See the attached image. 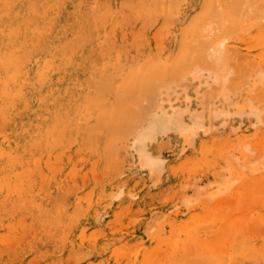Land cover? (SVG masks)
<instances>
[{
	"label": "bare ground",
	"instance_id": "bare-ground-1",
	"mask_svg": "<svg viewBox=\"0 0 264 264\" xmlns=\"http://www.w3.org/2000/svg\"><path fill=\"white\" fill-rule=\"evenodd\" d=\"M109 1L0 0V264H264V0Z\"/></svg>",
	"mask_w": 264,
	"mask_h": 264
},
{
	"label": "rangeland",
	"instance_id": "rangeland-1",
	"mask_svg": "<svg viewBox=\"0 0 264 264\" xmlns=\"http://www.w3.org/2000/svg\"><path fill=\"white\" fill-rule=\"evenodd\" d=\"M113 1V2H112ZM127 1V0H126ZM128 1H130V0H128ZM128 1H127V4L130 6V5H132V4H134V1L136 2V5H135V7H137L136 8V11H135V9L132 11L131 9V11H129V12H131L132 13V15H133V17H135L136 19H134V20H136L135 22H134V24H131L130 25V23H126V24H124V22H127L126 20H128V19H126L127 17L129 18V17H131L132 15L130 14H128L127 12V10H129L128 8L126 9V6H127V4H126V2H125V0H120V2H117L116 0H110L109 2H110V5L111 6H109V4L107 5V6H104V7H106V8H104V9H102L105 13L107 12V13H114V11L113 10H115L116 9V11H115V13L112 15V16H106L108 19H109V21L108 22H106L105 24H104V22H103V24L104 25H102V27L100 28V26H98L97 27V29H96V31L94 30V33L92 32V35L93 36H90L91 38L90 39H94V40H96V42L94 43L95 45H98L99 43H103V39H104V37H105V34H106V30L108 31V33H110V31H111V35H112V33H114V35H113V37H112V39L114 38V37H116V35H115V32H118V35H123L124 33H126L128 30L130 31H132V33L133 34H131V37H125L124 39H126V40H128V39H130L131 41H128V44H132L131 42H132V40L133 39H135V37L136 36H140V38H141V33H143L144 32V29L146 28H148V25H147V27H144L143 28V30H141V28L143 27V25L145 24V23H142V24H140L141 22V20H142V22H143V18H144V20L146 19V17L144 16L143 17V15H141V13H140V16H139V18H137V16L138 15H135V13H133V12H136V14H138L139 13V11L143 8V6H144V8L143 9H145L146 8V4H139L138 3V1L139 0H131L129 3H128ZM133 1V2H132ZM150 1V0H149ZM126 4V6H125V4ZM137 4H139V5H137ZM148 4H150V2H148ZM117 5V6H116ZM122 5V7H121V9H120V6ZM134 5H132V8L134 7ZM141 5H142V7H141ZM146 5V6H145ZM128 6V7H129ZM138 6H139V8H138ZM110 7H112V9L110 8ZM118 7V8H117ZM150 8H151V6H149ZM108 8H110L111 9V11H110V9H109V11L110 12H108L107 10H108ZM122 8H124V10L125 11H123V9ZM129 8H131V6L129 7ZM120 9V10H119ZM118 11L119 12H121V13H124V15L127 13V17L125 18L126 20H122V22L123 23H121V22H119V20H117L118 19V17L120 18V13L118 14ZM142 11V10H141ZM140 11V12H141ZM145 12V11H144ZM115 14L117 15L116 16V18H115ZM143 14V13H142ZM108 15V14H107ZM144 15H145V13H144ZM146 15H148V13L146 12ZM123 16V15H122ZM121 16V17H122ZM124 17V16H123ZM106 18V19H107ZM104 19V18H103ZM113 19L115 20L116 19V21H118V23H117V25L115 26V29H114V27H113V29H112V21H113ZM131 20H133V18L131 17ZM107 21V20H106ZM116 21H114L115 23H116ZM132 22V23H133ZM111 23V24H110ZM120 23V24H119ZM100 25L102 24L101 22L99 23ZM109 25H110V28L112 29V30H110V28H109ZM115 24L113 23V26H114ZM119 25V26H118ZM124 25V26H123ZM137 25H140L139 27L140 28H137L138 26ZM142 25V26H141ZM156 24H153L152 26H155ZM105 26V27H104ZM130 26V27H129ZM150 27H151V24L149 25ZM125 27H127L126 29H124ZM134 27V28H133ZM96 28V27H95ZM108 28V29H107ZM100 29V30H99ZM122 31H121V30ZM136 29H138L139 31L137 32V30ZM145 29V31L147 32H145V36H144V33L142 34L143 35V40L144 41H146V42H144L143 40H141V41H143L144 42V44L143 43H141V44H143L145 47H139V48H141V49H139V53L138 52H136V49H134V48H132L135 44H133V46L132 45H128V46H130L131 47V49H130V47H128L127 49H128V51H129V56H132V54H135V52H136V58H142V57H144V53L146 52H149L152 48L150 47V44L148 43L149 42V40H148V38H149V34H150V32H151V30H146ZM97 30H99L98 31V33L99 34H101L102 32H104V35H103V33L99 36H96V33H97ZM118 30H120V31H118ZM134 30V31H133ZM135 30H136V33H134L135 32ZM160 33H162V35L164 34V32H163V29H161L160 28ZM120 33V34H119ZM135 34H136V36H135ZM147 34V35H146ZM109 35V34H108ZM95 36H96V39H95ZM110 36V35H109ZM111 37H110V40H112L111 39ZM145 37V38H144ZM103 38V39H102ZM132 38V39H131ZM146 38H147V40H146ZM116 38H114V40H115ZM163 39V36L161 37V39L160 40H162ZM134 41V40H133ZM138 41H139V38H137V40H136V44L138 45ZM148 41V42H147ZM116 42V44L113 46L114 48L112 49L113 51L112 52H118V51H120V49L122 48V46H121V42H124V41H121V42H119V40H117V41H115ZM135 42V41H134ZM111 43H114V42H111ZM147 43L149 44V45H147ZM149 46V47H148ZM137 47V46H136ZM112 48V47H111ZM115 49H117V50H115ZM130 49V50H129ZM134 49V50H133ZM115 50V51H114ZM121 50H123V48L121 49ZM110 51H111V49H110ZM142 51V52H141ZM143 51H144V53H143ZM109 52V51H108ZM112 52H110V53H112ZM141 53V54H140ZM143 53V54H142ZM139 54V55H138ZM142 56V57H141ZM246 126V125H245ZM231 127V125H227L226 126V128L224 127V128H222V127H220V128H218V129H221L222 131H225V132H229L230 133V136L231 137H234L235 138V142H236V138L237 137H239V136H241V134L242 133H244V128L242 129V130H240V131H238V132H234V134L235 135H232V133H233V130H232V128H230ZM261 128H264V124H261V125H259V126H256V127H252V128H250L249 130H246V133H248V134H250L251 135V133L252 132H258ZM232 132V133H231ZM239 133V134H238ZM255 133H253V134H255ZM223 137V136H222ZM240 138V137H239ZM251 138H257V135L255 136H253V137H251ZM250 137H248L246 140L248 141L249 139H251ZM245 140V141H246ZM238 141V140H237ZM239 142V141H238ZM240 143L241 142H239V143H237L236 142V146H237V149L241 146L240 145ZM180 146H181V144H178L177 145V148L179 147L180 148ZM235 146V145H234ZM178 148V149H179ZM228 148H229V146H228ZM197 148H192V149H189V150H187V151H185V152H183V153H181V155L177 158V160L178 161H180V160H182V158L184 157V155L185 154H187V153H189V154H192V155H194V156H196L197 154L195 153L197 150H196ZM236 149V148H235ZM242 149H243V147H242ZM172 150H174V149H172ZM171 150V151H172ZM194 152V153H193ZM261 155V157L259 158V156ZM246 157H248L249 158V162H250V160H251V162H250V164L254 167V168H259L258 166L259 165H261V164H264V157H263V155L260 153V152H257V153H254V154H252V153H248V154H246L245 155ZM251 157V158H250ZM188 159H190V157H188L186 160H188ZM252 162H254V163H252ZM186 163V162H185ZM187 163H189V162H187ZM256 163V164H255ZM102 164V163H101ZM254 164V165H253ZM186 165V164H185ZM117 166V165H116ZM119 167H120V165H119ZM99 171V172H98ZM57 172V171H56ZM55 172V175H57V173ZM96 172H98L99 173V175H98V177H102V179H104V178H106V177H109V174L107 173V174H102L103 172H105V169L103 168H99V169H97V171ZM100 172H102L101 173V175H100ZM106 172H107V170H106ZM188 172V171H187ZM186 172V173H187ZM178 178H180V180L179 181H177V184L175 185V188H174V190H181V188L180 187H177L178 185H180L179 183H182L181 181H189L190 179L189 178H186V177H179L178 176ZM201 181H203V180H201ZM163 184V182L162 181H160L159 183H157V185H155V188H154V190L156 189V188H160V187H162L161 185ZM170 183H169V181H166L165 182V186L166 185H169ZM164 186V185H163ZM156 191V190H155ZM170 197L167 195V194H165V200H166V202L168 203L169 201H171V198L169 199ZM159 201L157 200V201H155V204H153V206H155V207H158V204H156V203H158ZM171 207H173V205H171ZM257 208H258V206H257ZM34 228V226L33 227H31V229L33 230V232L32 233H30L31 232V229L29 228V230L28 231H26L25 233H23L22 234V236L20 237V235H16V239H17V241H16V239L13 237L12 239L10 238V239H8V240H6L5 241V243H4V245L7 247L8 245H9V248L8 249H6V253H4V255L3 256H1V258H2V260L3 261H5L6 262V260L9 258V256L10 255H13L14 256V262H15V264H25V263H27V264H29V262H30V264H34L36 261H37V263H35V264H42L43 263V261L38 257V256H33V257H31L32 255H33V252L36 250V248H34V246H32V245H34L33 244V242H29L30 241V236L32 237L31 238V241L33 240L34 241V239H35V228ZM261 228H262V230L264 231V225L263 226H261ZM30 231V232H29ZM29 232V233H28ZM26 233H28V236H27V234ZM264 233V232H263ZM26 234V235H25ZM32 234V235H31ZM19 236V237H18ZM25 236V237H24ZM18 237V238H17ZM25 238L27 239V241L25 240ZM11 240H13V241H11ZM21 240V241H20ZM25 240V241H24ZM29 240V241H28ZM20 242V243H19ZM9 243V244H8ZM10 243H11V246H10ZM32 244V245H31ZM22 245V246H21ZM13 246V247H12ZM30 246H32L33 247V249H32V247L30 248ZM11 248V250H13L11 253H10V249ZM13 248V249H12ZM15 249V250H14ZM28 249V250H27ZM32 249V250H31ZM9 251V252H8ZM164 251V252H163ZM162 252L165 254V256L167 255V252H168V249L166 248V249H163L162 250ZM227 254H228V252H226ZM55 255L57 256L56 258H62V256H64V252H58V249L56 248V253H55ZM47 256V255H46ZM74 257V255L71 253V256H69V257H66L67 259V261H71L72 259H70L71 257ZM210 257H211V255H209ZM37 257L39 258L38 260H37ZM48 258H49V256H47ZM51 257V256H50ZM75 257H77L76 255H75ZM75 257H74V259H75ZM52 258V257H51ZM51 258H49L48 260H47V262L50 264H52L53 263V261H51L50 259ZM29 259H31V260H29ZM64 259H65V256H64ZM73 259V260H74ZM77 259V258H76ZM91 258L89 257V258H86L84 261H87V260H90ZM20 260V261H19ZM36 260V261H35ZM50 260V261H49ZM254 260V259H253ZM253 260H251V261H253ZM35 261V262H34ZM75 261V260H74ZM84 261H81V262H84ZM7 262H8V260H7ZM80 262V263H81ZM253 262H255V261H253ZM47 263V264H48ZM2 264H4V263H2ZM54 264H55V262H54ZM72 264H74V262H72ZM167 264H171V263H167ZM252 264H254V263H252Z\"/></svg>",
	"mask_w": 264,
	"mask_h": 264
}]
</instances>
